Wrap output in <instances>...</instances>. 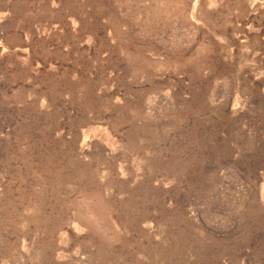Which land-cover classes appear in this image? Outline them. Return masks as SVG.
Returning <instances> with one entry per match:
<instances>
[{"label": "rangeland", "instance_id": "obj_1", "mask_svg": "<svg viewBox=\"0 0 264 264\" xmlns=\"http://www.w3.org/2000/svg\"><path fill=\"white\" fill-rule=\"evenodd\" d=\"M0 264H264V0H0Z\"/></svg>", "mask_w": 264, "mask_h": 264}]
</instances>
